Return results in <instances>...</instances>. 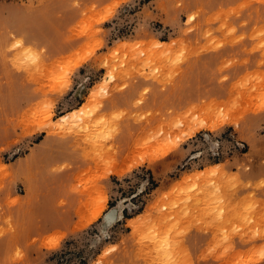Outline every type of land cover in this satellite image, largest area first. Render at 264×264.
Returning <instances> with one entry per match:
<instances>
[{"label":"rangeland","instance_id":"1","mask_svg":"<svg viewBox=\"0 0 264 264\" xmlns=\"http://www.w3.org/2000/svg\"><path fill=\"white\" fill-rule=\"evenodd\" d=\"M0 264H264V0H0Z\"/></svg>","mask_w":264,"mask_h":264},{"label":"bare ground","instance_id":"2","mask_svg":"<svg viewBox=\"0 0 264 264\" xmlns=\"http://www.w3.org/2000/svg\"><path fill=\"white\" fill-rule=\"evenodd\" d=\"M97 215V214H96ZM110 216H108V219H109Z\"/></svg>","mask_w":264,"mask_h":264}]
</instances>
